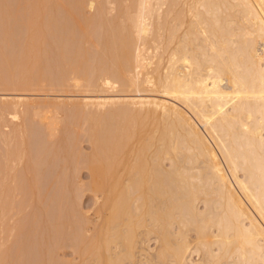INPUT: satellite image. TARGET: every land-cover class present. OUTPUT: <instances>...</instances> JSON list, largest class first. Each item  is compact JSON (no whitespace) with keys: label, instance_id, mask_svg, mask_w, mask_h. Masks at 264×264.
I'll list each match as a JSON object with an SVG mask.
<instances>
[{"label":"bare ground","instance_id":"6f19581e","mask_svg":"<svg viewBox=\"0 0 264 264\" xmlns=\"http://www.w3.org/2000/svg\"><path fill=\"white\" fill-rule=\"evenodd\" d=\"M78 10L71 16L83 32H90L95 20ZM96 15L98 23H112L111 30L101 26L104 32L119 36L107 33L101 39L107 50L102 43L94 44L103 45L104 52L99 46L98 50L106 55L100 53L99 64L93 63L89 82L101 87V95L118 90L120 83L129 87L131 96L117 100L97 94L82 101L91 108L87 110L94 127H89L92 153L83 158L92 182L80 188L94 194L98 218L91 229L83 222L70 227L82 226L74 234L77 239L73 237L78 260L82 264H264V0H101ZM33 33L43 35L41 29ZM29 35V49L25 45L27 54L23 51L22 58L27 60L29 53L30 63H22L21 58L20 65L33 70L31 60L39 63L48 50L43 46L38 50L45 35L42 39L38 35L40 41ZM80 51L79 55L85 54ZM30 68L26 71L32 72ZM26 71L19 80L26 81L18 84L21 89L14 85L18 81L11 84L3 79L12 87L1 82L6 90L8 86L25 92L19 100L0 101V108L1 102L6 105L2 113L22 116L30 90L27 84H32ZM92 108L105 109L104 114L95 115ZM109 115L118 121L105 131L102 121ZM20 130L14 132L25 143V131ZM52 130L50 137L57 136ZM9 140L6 152L16 147ZM16 152L10 150L11 159L6 156L4 161L8 160L5 169L14 173L28 157L27 149L25 154ZM30 168L26 174H35ZM33 180L36 185L37 179ZM1 186L4 193L7 187L3 191ZM152 239L157 245L154 251L145 244ZM139 241L153 252L141 242L138 249ZM57 243L60 249L65 246L62 238ZM142 249L146 256L137 252ZM136 252L145 257H136Z\"/></svg>","mask_w":264,"mask_h":264},{"label":"rangeland","instance_id":"374dc122","mask_svg":"<svg viewBox=\"0 0 264 264\" xmlns=\"http://www.w3.org/2000/svg\"><path fill=\"white\" fill-rule=\"evenodd\" d=\"M36 1L42 2L41 0H0V101L19 100V96L25 94L24 91L21 90L23 93L20 91L23 86L18 84H20L19 80L21 78V82L23 81V77H21L24 76L22 75V73L24 74L23 71L27 69L29 71L31 67L28 66L29 68H27L25 65L30 63V61H27L30 54L28 53L27 60L22 58L23 51L26 49L24 47L27 42H30V39L27 41L28 35L41 29V33L43 32V35H45L43 39V35L41 37L40 34H37V37L31 34L29 36H31L30 38L32 36L35 38L40 36V39L45 40L43 41L45 46L41 44L38 50H42L43 47L48 50L45 52L44 48L43 51L45 53L43 55V52H40L42 58L39 63L35 59L30 58L32 59L31 61H35H33L35 67L32 66L33 70L30 68L32 72L26 71L29 74L31 73L25 76L26 78L30 76L31 80L30 78L28 80L32 84H27L30 85V90L28 91L27 89L26 91L28 101L21 107V109L23 108L22 116L18 114L10 116L7 115L8 112L6 111V115L2 116L5 112L2 113L3 110H0V114H2L0 115V178H2L0 182H6L4 183L5 185L1 184L5 186L2 188L3 191L6 187L8 188L4 191L5 193L8 190L5 194L0 190V193L4 195V197H0L1 199L3 198L1 201V203L3 202L2 206L0 203V208L3 207V211L0 209V212H3V214H0V243L4 242L3 245H0V264H61L63 261L72 263L74 260L76 263L82 264V260H78L79 256L75 255L74 248L72 249L74 247L73 241L78 237H76L77 234L75 236L74 234L79 231L77 229L81 230L82 226L81 228H76V230L74 227L83 222V226L85 223L86 225L89 223L87 226L91 229L94 221L98 218H96L97 214H95L97 208L95 209L96 199L94 194L83 191L80 188V185L83 184L86 188V184L88 183L89 185V182H92L88 164H83L85 160L83 158L87 159L86 156H90L93 150L92 134L89 133V127L93 126V122L91 118V121L89 120L91 114H88L91 108L88 107V109L87 106H84L82 101L84 98L98 97L99 94V96L105 94L117 100L120 98L126 99L131 96V93L128 92L131 90L128 86H123L119 83L117 85L119 87L116 86L118 90L110 92V95L102 92L101 95L99 92L102 90L101 87L89 82V75L94 70L93 63L97 62L99 64L100 61H97L98 56L101 57L100 53L102 50L104 52V44L101 41L105 38L104 36L107 37L109 33H112L104 32L107 28L111 30L109 25H112V23L107 26V22L110 23V20L105 21L104 23H107L105 25L101 23L102 21L98 23V20H96V11L100 7L101 0H46L41 5L39 3L40 7H38ZM39 8L41 10L40 14L38 11L36 12ZM76 10L81 12L86 19L96 21H93L95 24H90L92 26H90V32H83L80 26L77 25L78 23L74 21L71 13ZM35 12L39 14L36 17H34ZM101 26H105V29ZM113 34L115 36L112 37L117 38V34L119 36L118 32H113ZM36 42H38L37 39L33 43ZM96 43L103 44L98 45L101 51L100 49L98 50V46L94 45ZM81 48H84L85 54L80 53L81 57H78L80 56L79 50H81L80 52L83 51ZM105 49L107 50L106 46ZM23 57L25 58V56ZM21 58L23 60L22 63L25 62L24 65L26 67L23 64L20 65ZM111 63L113 64V62ZM31 65L33 64L31 63ZM23 67L27 69L24 70ZM11 74H13V78ZM3 79H9L10 81H7V83L10 82L11 84L18 81L14 85L20 88L18 89L20 92L18 90L15 91L14 86L12 91L10 88L12 87L11 84H9L11 86L9 87L10 90H8L9 85ZM1 82L8 85L7 90L6 85L4 84V86ZM25 82L20 85L26 84ZM1 104L2 107L0 109H3L5 104L2 102ZM181 106L184 107L182 104ZM92 109L96 112L95 115L104 114L103 111H105V109H102V112L99 109H96L97 111L95 108ZM107 111L106 113L110 109ZM97 112L101 113L97 114ZM109 116L111 117L109 118ZM109 116L105 117L106 119L104 118L105 121H102V123L104 122L105 131L108 129L106 127L110 123L112 124V121H118H115L114 116ZM53 128L57 132L54 133V131L53 134L57 136L50 137L53 136L50 134V130L53 131ZM19 129H23L20 130V133L26 132H24V136L26 135L24 137L25 143L23 137L16 133ZM103 132L104 130H101V133ZM7 139L13 141V146L19 149L14 147V149H8L6 152L7 147L10 145L5 143ZM14 139L16 142H14ZM23 149L25 150L24 152ZM26 149L28 154H25ZM10 150H15V152L20 150L25 156L28 155L27 159H24L26 162L24 163L23 161L22 164L16 167V170L14 169L15 173L9 170L11 169L10 167L7 168L10 172H6L7 169H5L7 167L6 162L11 159V156L8 159L9 156L7 155ZM17 153L18 151L15 154ZM6 156L8 160L6 159L7 161L4 162ZM84 166H87V169ZM28 167L29 170H31L30 167H34L36 175L32 172L29 173V171L26 174ZM10 173H14L16 177L13 178L14 175L12 174L13 176H11ZM4 176L9 177V180L7 177L5 179ZM34 178L37 179L38 183L35 180L37 186L33 184ZM4 179L7 181H1ZM200 205L202 207L203 204ZM75 211L77 214H75ZM59 220L62 222L60 223ZM77 222L80 223L76 225ZM72 224H74L72 229L75 232L70 228ZM60 238L65 243L62 249L59 246L57 247L58 244L62 243V241L57 243ZM141 241L137 244L140 246L137 247L138 249H141V245H143ZM147 243H149L150 249L157 247L154 239L145 244ZM70 244L71 246H69ZM143 248L146 249L147 247L143 245ZM144 249L142 251L137 250V252L140 251L142 253ZM147 250L151 251L149 248ZM146 251L144 252L146 253ZM143 253L142 255L146 256ZM140 255L137 253L136 257H145ZM195 258L197 259L198 257L195 256ZM136 261L139 260L136 258ZM89 263L87 262L86 264Z\"/></svg>","mask_w":264,"mask_h":264}]
</instances>
